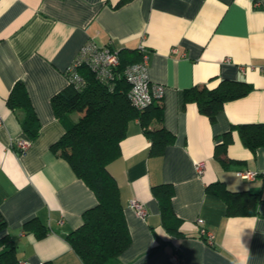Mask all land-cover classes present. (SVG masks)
<instances>
[{
    "label": "crops",
    "instance_id": "obj_1",
    "mask_svg": "<svg viewBox=\"0 0 264 264\" xmlns=\"http://www.w3.org/2000/svg\"><path fill=\"white\" fill-rule=\"evenodd\" d=\"M0 0V212L19 260L27 264H84L66 236L98 202L95 192L51 145L65 131L51 99L69 83L67 68L82 45L93 40L134 62L149 56L148 75L165 88L164 126L175 135L161 154L139 119L132 120L121 154L109 164L117 180L130 246L122 264H264V202L258 214L228 216L225 201L206 186L223 182L233 191L264 192V146L241 140L236 124L264 122V0ZM129 59V58H128ZM222 79L247 81L251 91L225 102L212 122L184 91L215 87ZM27 87L41 123L31 140L19 113L7 106L18 81ZM20 111V110H19ZM150 124L156 125L152 118ZM232 130L231 140L226 132ZM28 147L19 152L17 140ZM205 162L199 174L197 162ZM258 172L245 178L239 171ZM172 184L173 208L183 236L169 233L152 187ZM136 199L147 214L131 206ZM213 232L208 244L198 219ZM47 229L38 237L25 224Z\"/></svg>",
    "mask_w": 264,
    "mask_h": 264
},
{
    "label": "trees",
    "instance_id": "obj_2",
    "mask_svg": "<svg viewBox=\"0 0 264 264\" xmlns=\"http://www.w3.org/2000/svg\"><path fill=\"white\" fill-rule=\"evenodd\" d=\"M126 1L119 0L115 6ZM133 60L130 57L121 59L120 55L117 74L110 80L98 78L92 69L83 65L80 67L84 79L82 84L77 86L69 82L51 99L54 112L65 127L62 136L51 145V150L71 164L98 200L95 206L83 213L82 225L66 236L84 264H122L120 256L132 241L119 185L109 170V164L121 154V142L127 135L129 123L139 119L157 154H161L175 140V135L163 123V98L155 99L143 110L132 104L130 84L124 72L127 65L134 63ZM251 89L252 86L245 80L222 79L212 88L207 85L187 88L184 99L195 102L199 111L213 122L225 102L243 97ZM6 103L12 110L21 112V126L31 140H35L40 135L41 123L22 80L14 84ZM152 118L156 119V125L150 124ZM233 127L239 131L242 142L249 149L255 151L264 146V122L236 124ZM231 133L232 130L225 133L227 139L222 146L231 140ZM152 191L159 201L166 230L174 236L185 235L181 229L182 219L173 208V185L161 183L154 185ZM206 191L225 201L228 216L258 214V205L264 202L263 191H233L221 181L208 184ZM6 227L7 221L0 212V264H20L11 236L2 233ZM25 228L35 231L38 237L47 234L45 226L36 219L27 221ZM42 264L54 263L46 261Z\"/></svg>",
    "mask_w": 264,
    "mask_h": 264
},
{
    "label": "built area",
    "instance_id": "obj_3",
    "mask_svg": "<svg viewBox=\"0 0 264 264\" xmlns=\"http://www.w3.org/2000/svg\"><path fill=\"white\" fill-rule=\"evenodd\" d=\"M148 59L149 56L144 54L142 59L138 62L131 63L125 68V77L130 84L129 97L132 104L138 109L143 110L151 105L155 99L163 98L165 88L161 84L153 83L148 75ZM119 50L111 46L98 45L93 40L87 41L80 48L78 54L67 68V76L69 82L81 85L83 76L80 72V67L88 66L100 79L115 78L116 69L120 65ZM264 73V65L255 67ZM3 119L0 116V125ZM29 145V142L23 139L17 140L16 146L18 150L24 151ZM195 168L199 174H202L205 169V162L200 161L195 164ZM238 174L245 178H255L258 172L245 170L239 171ZM131 206L135 209L137 214L144 217L147 214L145 205L136 199L130 201ZM198 224L200 232L204 236L208 244H213L214 234L204 227V220L199 218ZM20 264H27L25 260H20Z\"/></svg>",
    "mask_w": 264,
    "mask_h": 264
}]
</instances>
